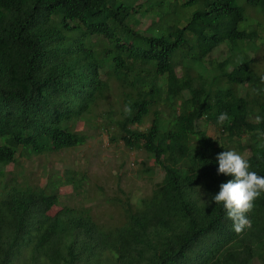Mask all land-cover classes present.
I'll use <instances>...</instances> for the list:
<instances>
[{"label": "trees", "instance_id": "16d2710c", "mask_svg": "<svg viewBox=\"0 0 264 264\" xmlns=\"http://www.w3.org/2000/svg\"><path fill=\"white\" fill-rule=\"evenodd\" d=\"M148 14L159 18L138 32L134 16ZM256 15L264 19V0H0V184L2 168L19 156L84 144L68 122L94 102L104 68L119 93L120 119L113 121L122 142L152 156L162 172L139 207L127 206L123 223L108 229L93 223L88 211L58 202L57 186L78 190L74 177L49 176L41 187L20 188L11 178L0 186V264L259 260L264 194L240 234L223 202H212L219 185L233 179L217 175L219 153L236 150L264 176V119L255 122L257 115L264 118V68L258 71L245 56L232 59L248 50L264 53V22L251 25ZM91 38L111 48L95 53ZM222 45L230 58L213 69L218 75L204 76L205 58ZM244 85L238 96L236 88ZM159 100L176 106L177 114L164 123L154 112L146 131L131 130ZM222 112L229 119L218 124ZM202 122L217 136L207 135ZM182 160L188 165L184 176ZM54 206L59 211L47 216Z\"/></svg>", "mask_w": 264, "mask_h": 264}, {"label": "rangeland", "instance_id": "374dc122", "mask_svg": "<svg viewBox=\"0 0 264 264\" xmlns=\"http://www.w3.org/2000/svg\"><path fill=\"white\" fill-rule=\"evenodd\" d=\"M140 3V2H139ZM143 3V2H142ZM145 5V3H143ZM145 7V6H144ZM193 9V8H192ZM138 23L136 30L143 32L148 26L156 23L159 16L145 15L134 16ZM263 23L260 15L254 16V21ZM257 30L260 27H256ZM89 45H93V51L103 48H111V45L101 39L91 38ZM254 43V47L258 45ZM88 45V46H89ZM90 47V46H89ZM248 50L246 53L235 54L232 59L240 60L245 56L247 59H254V68L262 71L264 68V53ZM100 58V57H99ZM228 56L227 48L222 45L212 51L205 60L204 68L210 76L218 75L213 70L216 65ZM231 69L230 65L224 67L226 72ZM106 68L98 71L100 81L104 82L102 90L94 97V102L79 117L72 118L68 122L71 133L85 137L83 145L55 152L51 149L40 156L23 157L19 156L15 162L2 168L3 177L0 186H4L11 178H15L20 188L23 184L43 186L47 177L59 178L66 175L74 177L79 181L77 191H72L70 185L57 186L55 191L58 195V202L68 207L86 210L93 223L101 225L104 229L119 226L124 221V209L128 206L131 210L139 207L141 199L147 198L153 185L162 177V172L153 164L152 156L144 154L140 150L130 149L121 140L123 135L114 125L119 108V95L114 83L107 79ZM176 75L180 71L176 70ZM244 86L236 88L238 96L245 92ZM110 111L116 113L112 118H107ZM164 123L170 120L171 116L177 114L176 106H169L159 100L152 101L148 107V113L140 125L130 126L131 130L144 132L153 120V113ZM112 119V120H109ZM202 130L211 137H215L216 131L209 124L201 123ZM244 156V155H242ZM181 175L184 176L188 168L187 163L182 160L179 163ZM148 170V171H147ZM60 206L51 207L47 216H53L58 212ZM107 255V253H103ZM251 264H264V252L259 260L254 259Z\"/></svg>", "mask_w": 264, "mask_h": 264}, {"label": "clouds", "instance_id": "9594fccd", "mask_svg": "<svg viewBox=\"0 0 264 264\" xmlns=\"http://www.w3.org/2000/svg\"><path fill=\"white\" fill-rule=\"evenodd\" d=\"M255 91L253 89V92ZM130 111V107L125 108L126 113ZM228 119V114L222 112L217 118V123L222 124ZM262 119L264 118L257 115L255 122L259 124ZM216 160L217 175L232 176L233 179L219 185V191L212 197V202H223L227 219L232 221L233 231L240 234L250 225L248 213L255 207V201L264 194V176L250 170V161L234 149L219 153Z\"/></svg>", "mask_w": 264, "mask_h": 264}]
</instances>
